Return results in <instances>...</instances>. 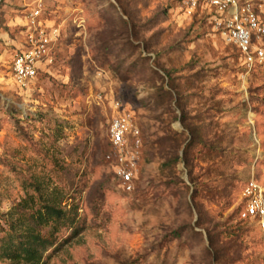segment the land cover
I'll use <instances>...</instances> for the list:
<instances>
[{
    "label": "rangeland",
    "instance_id": "374dc122",
    "mask_svg": "<svg viewBox=\"0 0 264 264\" xmlns=\"http://www.w3.org/2000/svg\"><path fill=\"white\" fill-rule=\"evenodd\" d=\"M31 51L38 73L21 87L13 63ZM123 110L139 134L121 159L109 127ZM255 197L264 63L211 8L0 0V245L19 220L51 232L32 215L53 204L41 264H264V216L243 215Z\"/></svg>",
    "mask_w": 264,
    "mask_h": 264
},
{
    "label": "built area",
    "instance_id": "2783aa9c",
    "mask_svg": "<svg viewBox=\"0 0 264 264\" xmlns=\"http://www.w3.org/2000/svg\"><path fill=\"white\" fill-rule=\"evenodd\" d=\"M187 14L192 15L201 7H209L216 14L218 28L240 50L246 60L264 63V48L256 42L264 41V0H180ZM39 54L31 51L18 56L13 63V72L17 84L27 87L37 76ZM131 135L138 136L139 130L132 122V114L123 110L115 114L110 122L109 138L118 155L123 156L124 147ZM117 173L124 181L131 180V168L118 167ZM246 194L253 190L247 187ZM244 216H264V203L255 197L245 208Z\"/></svg>",
    "mask_w": 264,
    "mask_h": 264
},
{
    "label": "trees",
    "instance_id": "16d2710c",
    "mask_svg": "<svg viewBox=\"0 0 264 264\" xmlns=\"http://www.w3.org/2000/svg\"><path fill=\"white\" fill-rule=\"evenodd\" d=\"M25 202L26 207H29V205L34 207L33 204L37 203L32 202V200L29 202L27 199H25ZM61 211L53 204L47 205L45 210L36 207V213L32 217L37 222L44 221L46 226L51 225L53 228L51 232L46 234H43L32 224L21 220L9 224L3 234L0 256L10 259V264H41L44 250L54 243L52 240L54 230L57 229L60 223H58V218L55 215L61 213Z\"/></svg>",
    "mask_w": 264,
    "mask_h": 264
}]
</instances>
